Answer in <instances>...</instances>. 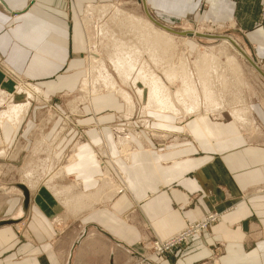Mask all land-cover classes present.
<instances>
[{
  "label": "crops",
  "instance_id": "crops-1",
  "mask_svg": "<svg viewBox=\"0 0 264 264\" xmlns=\"http://www.w3.org/2000/svg\"><path fill=\"white\" fill-rule=\"evenodd\" d=\"M91 1L0 0V91L18 98L12 89L22 76L46 93L57 88L65 59L80 53L69 16ZM136 2L175 32L198 34L194 28L207 25L244 40L257 82L248 105L244 84L236 92L249 107L245 121L223 110L146 112L145 132L120 97L98 94L79 111L28 110L15 125L1 122L5 167H21L22 152L36 150L24 165L49 169L26 174L24 183L0 176V264H264L261 1ZM210 211L221 217L203 234L148 255L152 242Z\"/></svg>",
  "mask_w": 264,
  "mask_h": 264
},
{
  "label": "bare ground",
  "instance_id": "bare-ground-1",
  "mask_svg": "<svg viewBox=\"0 0 264 264\" xmlns=\"http://www.w3.org/2000/svg\"><path fill=\"white\" fill-rule=\"evenodd\" d=\"M108 12L109 8L101 7L96 10V7L95 9L90 7L86 12L87 19L95 14L97 20L102 21L109 14ZM112 17L120 25L116 34L108 33L109 29L104 27L107 28L108 34L105 35L103 26L99 25L100 36L109 40L108 45V42L101 43L99 47L103 49L105 59L92 44L88 51L98 58L89 61L88 66L91 70L95 69V78L105 91L113 92L121 98L127 115L133 114L134 98H136L145 104L140 107L142 114L158 112L179 116L182 112L191 115L200 111L210 112L227 108L233 118L245 121L243 114L249 107L240 95H233L232 103L226 101L232 87L237 90L244 84L243 71L237 59L226 54L223 55L225 60L222 62L220 60L222 55L220 56L219 53L225 50L226 46L205 47L195 58L192 69L191 64L185 59L187 56L183 57L184 53H180L179 59L175 55L184 38L161 30L146 18L127 14L118 8H113ZM175 58L177 63L174 62ZM224 68L231 72L232 79L229 80ZM171 87L175 88V92L171 91ZM25 88L22 93H25L26 99L31 98L33 91H39L31 84ZM97 92L98 90H92L90 96ZM29 106V102L6 105V109L0 110V123L6 121L13 125L17 124L20 117L27 113ZM144 124L149 126L148 122ZM117 142L121 147L124 146L122 139H118ZM2 155L3 152L0 151V156Z\"/></svg>",
  "mask_w": 264,
  "mask_h": 264
},
{
  "label": "rangeland",
  "instance_id": "rangeland-1",
  "mask_svg": "<svg viewBox=\"0 0 264 264\" xmlns=\"http://www.w3.org/2000/svg\"><path fill=\"white\" fill-rule=\"evenodd\" d=\"M90 7L94 8V9L96 7V10L100 9L101 7L109 8V12H108L109 14H107L102 21L97 20V17H95V14H97V12H95L94 16L87 19L86 12ZM113 8H118L119 10H123V12H125L127 14L129 13V14L137 16V17H142V18L148 19V17L145 15V13L142 10V7L136 2V0H101V3H98V1L96 0V1H91L90 3H87L83 6H81L80 8H77V11L73 12L71 14V16H69V18L71 17L72 26L78 30L77 32L79 33V36H80L79 39L76 38L77 40L75 41L76 44L80 46V53L76 54V55H69V57L67 59H65V62L62 65L61 71L59 72V74L56 75V77L59 78L58 81H57V78H54V80H53V82H55V81L57 82V86H56L57 88L50 91V93H46V91L43 88L39 87L38 84H35L31 81H28L22 76V81L17 80L14 83V86L12 89V91L18 95L17 96L18 98H15V100H13V98L10 97V95H11L10 93L0 91V100H2V102L0 103V110L6 109V105H8L10 103L23 104L25 102H29L30 103V106L28 109L29 111H34V110H36V111H48L51 109L55 110V111H59V112L79 111L86 106H90V101L93 99V96H95V95H98V94H113V95H115L113 92H109V91L104 90L102 85L95 78L96 77L95 69L91 70L90 69L91 67L89 68V66H88V65H90L89 61H92V59L98 58L97 56L95 57L94 55H92L88 51L89 47L92 44H94L96 46V49H98L99 53L103 57L101 55L100 56L103 59H105V55H104V53H102L103 49H101L99 47L101 46V43L106 44L108 42L107 43V45H108L109 40H107L106 37L102 38L100 36V29H99L100 26L102 25L103 28L107 27L109 29V31L107 30V32L110 34L111 33L116 34L119 27H120V25L117 22H115L113 17H112ZM148 20L150 21V19H148ZM113 21H114V23H113ZM84 23H86V24L84 25ZM95 25H97V26H95ZM106 29L105 28L103 29V33L104 34L106 33L105 35H108L106 32ZM161 30H163V29H161ZM194 30L198 34L213 36V37L212 38H200V37H196V36L183 37L185 40L184 41L181 40L182 43L179 47V51H177V50L175 51L176 57L179 59L181 56L180 53H184L183 57L185 58L187 56L185 59L188 63L191 64V67L193 69V62H194L195 58L199 55V53L201 51H203V49L205 47H216V48H218L221 46H226V49L219 53L220 56L222 55V57H220V60H221V62L224 61L225 60L224 56L226 54H228V55L234 56L237 59V61L239 62L241 69L243 71V79H244V88L242 89V95H243V97H244V99L248 105L249 104L248 100L255 93V91H257L256 87H255L257 82L255 80L256 77L253 75L252 69H250L249 65L247 64V60L245 58L248 52H247L246 46L244 44V40H242L233 31L226 33V31H224L226 29H224V28L211 30V28L209 26L203 25V26H198V27L194 28ZM227 35H229L230 37H232L234 39V40L233 39L232 40H233V42H235L237 47L232 45L226 39L218 38V37H224V36L227 37ZM175 36H177V35H175ZM178 37H181V36H178ZM223 42H225V44ZM237 48L242 49L244 51V53H246V54L242 53ZM183 49H184V51H183ZM181 51H183V52H181ZM91 56H92V58H91ZM24 57L26 58V61H28V59L31 58L32 56L26 55ZM177 58L174 59V62L176 61V63H177ZM75 59H76L77 63L75 65V68L73 69L70 67L69 63ZM191 61H192V63H191ZM224 70H225L224 72L229 77V80L232 79L231 72L227 68H224ZM94 72H95V74H94ZM95 80H96V83L94 82ZM97 81H98V84H97ZM92 83H95V84L93 85ZM30 84L37 87L39 89V91H33V93H32L33 95H31V98L26 99L27 96L25 95V93H22V91H24V89H26L25 87H28V85H30ZM99 84H100V86H99ZM99 87H101V89L102 88L103 89L101 90ZM94 89L96 91L98 90V92L96 94H94L93 96H90V93ZM257 89H258V87H257ZM171 91L175 92V88L171 87ZM130 92H132V91H130ZM236 92H237V90L235 89V87H232L230 94L226 98L227 103L234 102L233 101V97H234L233 95H235ZM117 98H118V100L120 99L119 97H117ZM134 102H135V110L132 111V113H133V114H131V115H133L132 119L135 120L138 123V126L141 129H144V131H145L148 128V127H144V121H147V117H145L144 114H142L140 111V107L145 105V104L143 103V101L140 102L136 98H134ZM123 104L124 103H122V105ZM223 111L229 112L227 108L223 109ZM180 112H182V110ZM182 115L183 116H190V115H186L184 112H182ZM128 117H130V116L127 115V118ZM147 131H145V132H147ZM116 135H117V132H115V135H114L115 138H117ZM118 135H119L118 136L119 138L122 137V135H120V133H118ZM119 148L121 149L122 154L125 155L126 148L121 147V146ZM0 151H2V150H0ZM35 151L36 150H33L32 152H29L27 154H24V152H22V160H23L22 166L21 167L14 166V167H10V168H7L2 164L3 159L6 160L8 158V154L6 152L2 151L3 155L0 156V176L10 174V175L14 176V179L16 181L20 182L22 180V182L24 183V179H25L26 174H32V173L38 172V171L41 172L42 169L48 170L49 168H46V167H42V168L41 167H35V166L26 167L24 165L25 159L28 160L30 158L38 157L37 155L40 154V152H38V151L35 152ZM7 169H10V172H7ZM17 184H18V182H17ZM211 213L217 214V218L214 221V223L217 222L218 219L221 217V213L217 212V211H210L207 214H205L201 219H203L204 217H206L208 214H211ZM188 223H192V222H188ZM180 230H178L177 232H179ZM203 233L204 232H202L201 234H203ZM201 234H199V235H201ZM199 235H197V236H199ZM156 241H161V240H156ZM184 246L185 245L180 246V247H176V248H182ZM174 249H171L168 253H170ZM168 253H165V254H168ZM148 255H150V256H162V255L152 254L151 251H148ZM147 258H149V257H147Z\"/></svg>",
  "mask_w": 264,
  "mask_h": 264
},
{
  "label": "built area",
  "instance_id": "built-area-1",
  "mask_svg": "<svg viewBox=\"0 0 264 264\" xmlns=\"http://www.w3.org/2000/svg\"><path fill=\"white\" fill-rule=\"evenodd\" d=\"M261 1V10H260V16H259V22L258 26L262 30L264 34V0ZM147 121H144V123ZM144 127H148L145 126ZM118 133L116 137L118 138ZM217 218V214L211 213L208 214L203 219H200L196 222L188 223L186 224L181 230L169 238L161 241H154L149 246V251L152 252V254L155 255H164L165 253H168L171 249H174L176 247H180L185 245V243L192 237L201 234L202 232H205L211 224L214 223V221ZM147 259H143L142 261L145 262Z\"/></svg>",
  "mask_w": 264,
  "mask_h": 264
},
{
  "label": "water",
  "instance_id": "water-1",
  "mask_svg": "<svg viewBox=\"0 0 264 264\" xmlns=\"http://www.w3.org/2000/svg\"><path fill=\"white\" fill-rule=\"evenodd\" d=\"M146 16L148 17V19H150V21L157 27L163 29L164 31L170 33V34H174V35H178V36H181V37H192V36H196V37H200V38H212L213 36H207V35H201V34H194V33H179V32H175L167 27H164L158 23H156L150 16L149 14L146 12ZM218 38H221V39H226L228 40L232 45H234L235 47H237V45L230 39V38H227V37H218ZM240 51V50H239ZM243 53V52H242Z\"/></svg>",
  "mask_w": 264,
  "mask_h": 264
}]
</instances>
